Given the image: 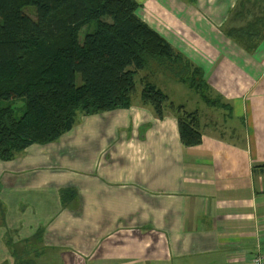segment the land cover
I'll use <instances>...</instances> for the list:
<instances>
[{
	"label": "crops",
	"instance_id": "1",
	"mask_svg": "<svg viewBox=\"0 0 264 264\" xmlns=\"http://www.w3.org/2000/svg\"><path fill=\"white\" fill-rule=\"evenodd\" d=\"M135 1L203 73L210 102L177 81L200 103H173L197 114L201 143L184 147L176 116L139 100L0 161V264H251L257 244L264 254V4ZM251 8L257 31L237 20Z\"/></svg>",
	"mask_w": 264,
	"mask_h": 264
},
{
	"label": "trees",
	"instance_id": "2",
	"mask_svg": "<svg viewBox=\"0 0 264 264\" xmlns=\"http://www.w3.org/2000/svg\"><path fill=\"white\" fill-rule=\"evenodd\" d=\"M27 7L34 8L28 9L34 18ZM138 8L135 0H0L1 162L57 142L80 116L129 109L134 76L151 63L210 102L203 73L141 21ZM261 21H250L249 28ZM15 98L24 101L18 119L12 107L1 105ZM140 102L158 119L165 110L176 116L184 147L201 143L197 114L174 105L154 84L144 82ZM69 195L72 189H64V206Z\"/></svg>",
	"mask_w": 264,
	"mask_h": 264
},
{
	"label": "rangeland",
	"instance_id": "3",
	"mask_svg": "<svg viewBox=\"0 0 264 264\" xmlns=\"http://www.w3.org/2000/svg\"><path fill=\"white\" fill-rule=\"evenodd\" d=\"M238 1H239L238 4H236L234 7V11L237 9H238V11H240L239 9L242 8L241 3L245 2V0H238ZM246 1H248L247 3H249V1H251V0H246ZM253 1L255 3L264 4V0H253ZM32 8L33 7H27L26 8L27 10L26 9L25 10H26V14H28L31 18H34L33 12L28 10V9H32ZM250 13L251 14L248 16H243V17L237 19L238 22L241 23L242 21H244L246 19H247V21H254V18L257 17L260 12H259L258 8H251ZM244 22H242V23L244 24ZM234 23L237 24V21L234 20ZM257 29H259V28H257ZM257 29H256V31H257ZM84 35H85V29H83L79 33V40L80 41H82ZM237 39L243 43V39L241 37L237 38ZM249 42L250 43L253 42V39L249 40ZM173 76H174V73H172L170 71L164 72L161 68H157L155 64L151 63L149 68L138 71V74H136L134 76L135 93L132 97V101L134 103H137L140 100V92L142 90V86H143L144 82H146L148 80L147 82H150V83L156 85L157 88H159L166 96H168L170 102H172L174 104H182L186 108L185 110H188L187 108H189V106L196 108L197 104L200 103L198 100V96L194 93V91L188 90L187 88H185V86H182L181 84H175L177 82V80ZM195 77L198 78V75H196ZM143 78H147V79H143ZM76 84L80 85V79L78 76L76 77ZM204 91L205 90L202 89V93H204ZM200 92H201V90H200ZM139 104H141V102ZM1 105L12 107L13 111H14V116L16 119L20 118L22 113H23L24 101L21 98H18V99L15 98L12 100L2 101ZM82 117H84V116H82ZM2 193H3V191H2ZM4 208H5V205H4Z\"/></svg>",
	"mask_w": 264,
	"mask_h": 264
},
{
	"label": "built area",
	"instance_id": "4",
	"mask_svg": "<svg viewBox=\"0 0 264 264\" xmlns=\"http://www.w3.org/2000/svg\"><path fill=\"white\" fill-rule=\"evenodd\" d=\"M251 264H264V254L261 251L260 245H256V249L251 256Z\"/></svg>",
	"mask_w": 264,
	"mask_h": 264
}]
</instances>
